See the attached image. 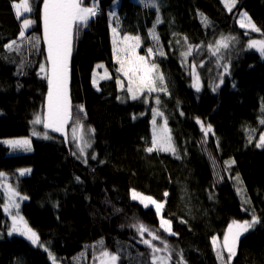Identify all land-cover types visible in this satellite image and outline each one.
Masks as SVG:
<instances>
[{
  "label": "trees",
  "instance_id": "1",
  "mask_svg": "<svg viewBox=\"0 0 264 264\" xmlns=\"http://www.w3.org/2000/svg\"><path fill=\"white\" fill-rule=\"evenodd\" d=\"M17 1L0 0V140L27 137L36 117L48 111L44 0H30L34 25L24 38L12 8ZM146 3L85 0L98 13L73 29L67 128L92 131L85 162L66 129H45L48 138L32 139V151L19 155H10L0 142V175L24 198L20 213L38 237L34 245L9 235L0 190V264H100L105 252L116 254L117 264H154V258L155 264H223L212 238L224 239L233 221L253 216L257 222L237 240L228 264H264V144L257 147L264 134V56L249 47L264 41V0H236L231 11L221 0ZM241 11L260 32L238 25ZM112 27L140 37L138 54L145 60L134 64H156L151 75H163V84L156 79L155 86L166 92L137 91L135 84L134 100L119 84ZM226 37L234 39L215 51L216 42ZM13 40L19 51L5 47ZM100 63L111 77L96 90L92 74ZM196 75L200 90L193 88ZM154 116L167 126L174 152L147 151L153 146ZM22 169L28 173L19 175ZM132 190L163 205L169 224L162 227L153 208L132 199ZM140 225L158 238L138 232ZM169 225L171 234L165 230Z\"/></svg>",
  "mask_w": 264,
  "mask_h": 264
},
{
  "label": "snow or ice",
  "instance_id": "2",
  "mask_svg": "<svg viewBox=\"0 0 264 264\" xmlns=\"http://www.w3.org/2000/svg\"><path fill=\"white\" fill-rule=\"evenodd\" d=\"M236 0H225V6L231 10V7L235 5ZM146 6L156 7L155 0H147ZM14 8H23L24 12H30L31 11V5L30 0H21V4H13ZM158 10V8H157ZM21 13L20 11H17L18 18L20 17ZM96 15V6L93 4V6L89 7L85 5V0H44L43 4V21H44V39L45 43L47 44V51H48V61L51 64L50 69V75L47 77L48 79V85H49V91H48V111L47 115L45 117L37 116L36 119L33 121L34 124H40L43 123V126L45 129L51 128L53 131L61 132L64 128V125L67 123V120L69 118V111H68V103H67V94H66V84H67V54L69 51V44H70V38L73 32V29L75 28L77 31L79 30V27L81 25H87L89 19L91 17H94ZM206 22V20H205ZM31 23L30 20L25 19L24 25L27 26ZM157 23H159V17H157ZM250 23V22H249ZM241 27H244L243 24H241ZM252 29L254 31L258 30L255 28V25H251ZM113 32H115V29H113ZM20 38L25 37L24 30H21L19 33ZM154 39H156L155 35L153 34ZM125 41L129 39H134L137 42L139 41V37H129L124 36L123 38ZM230 39H234L231 37L222 38L220 41H217V47L215 51L219 50V47H228V41ZM259 43L258 50L260 51L261 55L264 56V42H257L252 41L249 44V47L256 46ZM13 46H16V50L19 51V45L17 44L16 40L11 41V43L5 45V47L9 50H12ZM210 50H212L210 48ZM215 51H213V54H215ZM149 53H152V49H149ZM161 55L163 53H160ZM190 54V50L188 53H184L182 55H188ZM137 60L143 62L145 60L144 56L137 57ZM121 67L123 68V63L121 62ZM157 65L152 64L151 68H149L146 64L137 65L133 71L142 73V75L137 76L136 80H133L132 77L129 76V88L128 91L132 93V99H137V93L133 90V87L131 85L136 84L137 91H142L143 89H147L149 92H155V91H165L166 88H157L155 86V80L159 79L161 85L164 82L163 75H158L156 77H153L151 75L152 69H156ZM45 70L44 65H41V71L43 72ZM195 71V66H193V72ZM126 76H128V72L125 71L124 73ZM198 90V89H197ZM157 103H159V100H157ZM155 113V109L153 110ZM197 123H200V121H197ZM261 123H264V121H261ZM203 130V126H202ZM211 131V126L208 127L207 132ZM167 132V128H164L162 130V134L157 137L155 134L153 136L152 147H149L147 149L148 152H152L154 148L157 146L160 147L163 151H169L172 150L173 152L175 149L171 146L169 143L170 137L164 135V133ZM207 132L205 134H207ZM36 134V133H34ZM45 138H48L45 136ZM73 139H82V137L77 136V129H73ZM9 145H11L13 148H20V147H26L29 145L28 140H15V141H6ZM261 144H264V134L260 136V143L257 144V147H260ZM87 143H84V147H87ZM81 154H83V147L81 148ZM95 158V157H93ZM24 174V171L21 172V175ZM133 199L137 198V194L133 192ZM143 198L141 197V202H143ZM152 203L155 204L157 213L159 214L160 209L163 207V205L156 203L155 201H152ZM18 207V205H16ZM147 206V205H145ZM7 211V209H5ZM22 219V218H21ZM257 222V219L255 216L252 218V223H249L248 221H245L243 223H236L235 221L233 224L235 225V228L237 229L235 232H233V225L229 226V233L231 234L225 236V241L223 247L227 250L229 253V256L227 257V260L230 262L232 256L235 255V243L238 240L239 236L243 232H247L249 228L253 226ZM169 224L167 220L161 221V226ZM166 231H169L171 234L170 225L168 228L165 229ZM137 231L143 234L145 231H148V234L152 236V239L155 240L158 237L153 234L151 231H149L147 228H145L143 225H140L137 227ZM13 232H19L21 235H24L28 240L32 242V244H37L38 237L35 232H33L30 228H27L25 225L23 229L17 226L16 219L13 218V226L11 230L9 231V235H12ZM143 242L148 245L149 247H153L148 240H143ZM213 245L216 246V240L213 239ZM167 247V246H165ZM159 249L153 247V252H157ZM105 257H109V253L105 252L103 254ZM218 258L223 259V257L220 256V253H217ZM118 259L117 256H110V260L113 262ZM163 261L164 258H161ZM154 264H155V258H154Z\"/></svg>",
  "mask_w": 264,
  "mask_h": 264
},
{
  "label": "rangeland",
  "instance_id": "3",
  "mask_svg": "<svg viewBox=\"0 0 264 264\" xmlns=\"http://www.w3.org/2000/svg\"><path fill=\"white\" fill-rule=\"evenodd\" d=\"M221 2L223 3L224 7L228 10L231 11L234 9L235 5L233 7H231V10H229L228 7L225 6V0H221ZM21 4V0L17 1V2H13L12 3V8L13 11L15 13L16 18L19 20L20 22V32L21 30H24L25 32V36L27 34V31L29 29L32 28V26L34 25V19L30 16L31 15V11L30 12H24L23 8H14L13 4ZM236 4V2H235ZM91 7V6H89ZM17 11H20L21 15L18 18L17 16ZM93 18V17H91ZM30 20L31 23L27 26L24 25V20ZM237 22L238 25L241 27V24L244 25L243 28L244 30L248 31V32H260L259 28L254 24V22L251 20L250 16L248 15V13L246 11H241L238 14V18H237ZM250 22V23H249ZM42 23H43V38H44V21H43V10H42ZM251 25H255V28L258 29L256 31H254L251 27ZM114 27H112L111 29V33H112V39H113V44H114V64L116 65L115 67H113L114 73L117 77V80L119 82L120 85H125L127 88H129V76L133 78V80H136L137 76H139L138 72H137V76L135 75L133 69L135 68V66L139 65V63H135L134 62L137 60V57H139L138 54V48L139 45L141 43V39L139 37V41L137 42L134 39H129L127 41H125L123 38L124 36H129V35H124V34H119L116 31L113 32ZM129 37H136V36H129ZM45 41V39H44ZM257 42H264L262 40H259ZM251 43V42H250ZM47 45V44H46ZM253 50H256L257 52L260 53V51L258 50L259 48V43L256 46L250 47ZM72 51V35L70 38V44H69V51H68V56L71 54ZM121 62L123 63V68L121 67ZM48 67V70L46 68V72L49 71L51 69V64L49 63V61H47L45 67ZM125 71L128 72V76H126L124 73ZM134 73V74H133ZM51 74V73H50ZM111 77V71L106 68L105 64L100 63L98 64L92 74V86L96 89L99 90L100 88V83L104 80H107ZM135 85V84H133ZM131 85V86H133ZM193 88L195 90H200L201 88V81L198 77V75L195 76L194 78V85ZM48 105V103H47ZM47 115V112H46ZM156 115V114H155ZM67 124H68V120L67 123L64 125L63 130L66 129V133L68 135V137L73 141L74 146H75V152L77 154V156L85 162L86 160V152H87V148L91 147L92 145V131L89 129V131L87 129H85L86 127L80 126V127H69V129L67 128ZM43 123L40 124H34L32 122L31 125V129L30 132L28 134L27 137H19V138H8V139H1L0 142L3 143L4 145H6L9 149V154L10 155H19V154H24V153H29L32 151V139L37 138V137H42L45 138V136H47V131L45 130L44 126L42 127ZM40 127H42L43 129H39ZM151 127H152V138L154 136V134L159 137L162 134V130L164 128H167V126L161 122L160 120L157 119V116L152 118L151 120ZM51 129V128H48ZM73 129H77V136L78 137H82V139H73ZM36 133V134H34ZM164 135L169 137V133H168V128H167V132L164 133ZM15 140H28L29 141V145L26 147H20V148H13L11 145H9L8 143H6V141H15ZM87 143V147H84V143ZM83 147V156H80L78 154L81 153V148ZM158 149H160L159 146H157ZM161 150V149H160ZM24 171L23 175H26L28 173V169H22L19 170L18 173L19 175H21V172ZM233 182L236 186V191H237V195L242 198L244 196V189L243 186L241 184V180L239 179V176L235 175L233 178ZM0 190L3 191L4 195H5V201L2 207V211L3 214L7 217L8 221H9V230L8 232L11 230L12 226H13V218L16 219V223L17 226L20 227L21 229L24 228V226L27 224L25 223L21 213H20V207L22 202L24 201V198L20 195H17L9 186V184H7V182L4 180V177L0 175ZM133 192H135L137 194V198L133 199ZM242 194V195H241ZM131 197L132 199L137 202L138 204H140L141 206H143L144 208H153L155 210V212L157 213L155 204L152 203V201L157 202L155 199L145 196L141 193H138L136 191L131 192ZM141 197L146 198L143 199V202H141ZM160 204V203H159ZM18 205V207L16 206ZM147 205V206H145ZM5 209H7V211H5ZM158 218L160 220V222L163 219L162 217V213H161V209L159 211V214L157 213ZM22 218V219H21ZM252 219V218H251ZM249 223H252V221H250L249 219L246 220ZM234 222V221H233ZM233 222L231 223V225H233V232H235L237 229L235 228V225L233 224ZM236 223H240L238 221H235ZM245 222V221H243ZM242 222V223H243ZM254 226V224H253ZM252 226V227H253ZM251 227V228H252ZM28 228V226H27ZM249 228V229H251ZM246 232L241 233V235L239 236V238L245 234ZM12 235H19L22 236L24 238H26L24 235H21L19 232H13ZM228 235L230 236L231 234L228 232ZM216 240V246L214 247V249L216 250V252L220 253V256L223 257V259H221L223 261V264H228L229 261L227 260V257L229 256V253L227 252V250L223 247L224 245V239H220L219 237H214ZM212 238V244H213V239ZM238 238V239H239ZM30 241V240H29ZM38 242V240H37ZM237 243V241H236ZM214 246V245H213ZM235 250H236V244H235ZM108 253V252H107ZM109 257H106L104 259V261H102L100 264H113V262L110 260V256H117L116 254L109 252ZM51 256V255H50ZM234 256H232L233 258ZM231 258V260H232ZM118 259L114 262V264H117Z\"/></svg>",
  "mask_w": 264,
  "mask_h": 264
},
{
  "label": "built area",
  "instance_id": "4",
  "mask_svg": "<svg viewBox=\"0 0 264 264\" xmlns=\"http://www.w3.org/2000/svg\"><path fill=\"white\" fill-rule=\"evenodd\" d=\"M96 13H98V10H96ZM150 54V53H149Z\"/></svg>",
  "mask_w": 264,
  "mask_h": 264
},
{
  "label": "bare ground",
  "instance_id": "5",
  "mask_svg": "<svg viewBox=\"0 0 264 264\" xmlns=\"http://www.w3.org/2000/svg\"><path fill=\"white\" fill-rule=\"evenodd\" d=\"M153 52H155L154 50H153ZM156 53V52H155ZM155 117V116H154Z\"/></svg>",
  "mask_w": 264,
  "mask_h": 264
}]
</instances>
